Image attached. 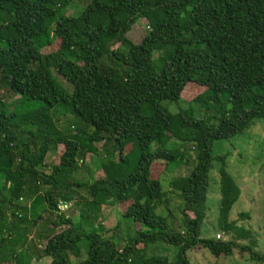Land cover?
<instances>
[{
  "label": "trees",
  "instance_id": "trees-1",
  "mask_svg": "<svg viewBox=\"0 0 264 264\" xmlns=\"http://www.w3.org/2000/svg\"><path fill=\"white\" fill-rule=\"evenodd\" d=\"M73 1L0 0V93L18 97L8 111L0 107V264L7 248L15 264L31 263L22 249L26 233L45 215H56L41 256L51 264H70L82 243L87 259L80 264H190L196 248L220 258L238 247L264 264L254 232L230 220L241 190L227 171L228 154L213 156L216 142L264 120V0H86L79 15H67ZM141 20L150 31L136 44L128 34ZM56 39L59 48L44 54ZM188 85L205 91L172 113L164 103L180 105ZM27 103L34 108L20 113ZM194 104L214 116L197 119ZM51 152L59 157L49 173ZM88 155L99 157L100 169L81 181L79 161ZM158 161L167 171L190 170L165 191L151 177ZM215 161L218 226L232 237L226 242L202 235ZM171 194L182 204L178 228L172 212H158ZM62 204L68 212L74 206L78 219L67 217ZM117 205H126L122 217L139 226L123 248L116 233L92 230L102 207ZM40 206L44 215L30 221ZM247 239L250 245L237 242ZM160 242L178 250L174 261L148 255Z\"/></svg>",
  "mask_w": 264,
  "mask_h": 264
},
{
  "label": "rangeland",
  "instance_id": "rangeland-1",
  "mask_svg": "<svg viewBox=\"0 0 264 264\" xmlns=\"http://www.w3.org/2000/svg\"><path fill=\"white\" fill-rule=\"evenodd\" d=\"M86 5V0H74L73 3L67 8V15H79ZM0 20V25H1ZM149 25L146 20H141L136 23L134 28L128 34V38L133 43H140L149 33ZM60 40L56 39L51 45L45 47L42 52L44 54L54 52L59 48ZM55 75L58 77L63 86L70 89V85L56 72ZM205 88L199 87L197 85H188L183 93V102L178 104L164 103L169 107V110L176 114L180 108L188 109L189 103L192 102L197 96L202 94ZM18 97H15L11 93L1 92L0 93V107L8 111L7 105L14 102ZM31 103H27L26 107L20 109V113L27 111L28 109H33ZM191 109L194 110V116L197 119H208L214 116V111H206L200 108L198 105H191ZM12 109V108H11ZM71 118V117H67ZM179 145V143H177ZM175 144V145H177ZM98 148H102V145H97ZM169 146H172L169 144ZM126 148V152L129 151ZM156 148V145H153ZM189 148V147H187ZM131 150V148H130ZM228 154L226 159L227 171L233 176L235 182L238 184L241 190V195L238 202L234 205L230 220L236 221L239 226H243L254 232L257 245L255 250L260 254L264 253V120H259L256 124L245 134L237 136L230 141H218L213 147V156L215 158ZM191 155L193 153L191 152ZM58 153L51 152L46 157L47 167L45 171H51L55 162L58 160ZM81 166L80 171L76 174V179L81 181H89L90 177L94 175L100 169V161L97 155H88L83 161H79ZM221 164L218 161L214 162V169L211 173V186L208 194V217L206 223L202 229L203 238H214L218 241H229L232 239L231 235L226 236L223 232L219 230V207H220V170ZM190 170L189 166L176 165L171 166L169 171H167L165 163L158 161L152 166L151 177L155 179L162 180L164 190L168 191L170 189L169 183L175 177L184 176ZM170 204L169 209L162 205L159 207L158 212L163 216L169 215L171 212L173 216L168 217L169 221L174 224L175 228H178L179 221V206L182 205L180 200L176 195H169ZM21 206L24 207L28 203V199L24 198L20 201ZM32 203H30V208ZM67 206L70 207L68 204ZM126 205H117L115 207H102L101 212L95 216L94 225L92 230L98 232V234H104L106 237H110L115 234V242L120 247L123 246L130 240L134 238L137 233L136 225L122 217V212L124 211ZM72 210L68 212L67 209H63L66 216L78 219V212H74V206ZM18 213L22 214L23 211L19 210ZM76 213V214H74ZM10 215V212L7 213ZM40 215H44L43 209L40 206L36 212H29L28 219L30 221L36 220ZM10 217V216H9ZM12 218L8 220L11 223ZM56 219V215L50 216L45 215V221L41 222L37 227L30 228L27 231L28 235V245H24L22 249L28 252L32 259L30 264H51L52 258L41 257L43 249L45 246V240L43 238L49 234L50 224ZM18 226H22L18 224ZM62 230L59 229V231ZM5 235L7 233H4ZM240 246H247L251 244V240H238ZM83 244V250L80 257L75 258L69 256L70 264H80L87 259V244ZM142 247V246H140ZM17 250H21L20 248ZM197 248L191 252L189 255L190 264H257L250 260V255L244 253L241 247L234 250L232 256L229 257H214L209 251L201 250L196 251ZM11 248L5 250L4 264H15V260L11 256ZM178 250L174 247L168 246L164 243H158L152 245L148 249L149 256H163L168 257L171 262L174 261Z\"/></svg>",
  "mask_w": 264,
  "mask_h": 264
},
{
  "label": "built area",
  "instance_id": "built-area-1",
  "mask_svg": "<svg viewBox=\"0 0 264 264\" xmlns=\"http://www.w3.org/2000/svg\"><path fill=\"white\" fill-rule=\"evenodd\" d=\"M68 204H62V205H60L59 206V208H60V210L63 212V211H65V210H63V209H67V208H69V206H67Z\"/></svg>",
  "mask_w": 264,
  "mask_h": 264
}]
</instances>
